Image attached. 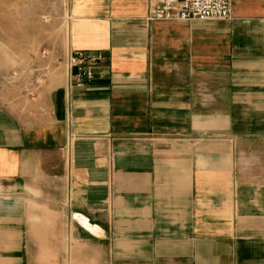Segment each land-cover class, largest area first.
I'll return each instance as SVG.
<instances>
[{"label": "crops", "instance_id": "0c3cea01", "mask_svg": "<svg viewBox=\"0 0 264 264\" xmlns=\"http://www.w3.org/2000/svg\"><path fill=\"white\" fill-rule=\"evenodd\" d=\"M65 5L54 70L0 75V264H264V0ZM70 50L100 57L82 85Z\"/></svg>", "mask_w": 264, "mask_h": 264}, {"label": "rangeland", "instance_id": "374dc122", "mask_svg": "<svg viewBox=\"0 0 264 264\" xmlns=\"http://www.w3.org/2000/svg\"><path fill=\"white\" fill-rule=\"evenodd\" d=\"M63 1L60 14V0H0V75L6 88H29L58 65L60 47L52 35L66 15Z\"/></svg>", "mask_w": 264, "mask_h": 264}, {"label": "built area", "instance_id": "2783aa9c", "mask_svg": "<svg viewBox=\"0 0 264 264\" xmlns=\"http://www.w3.org/2000/svg\"><path fill=\"white\" fill-rule=\"evenodd\" d=\"M149 20L172 19H218L229 20L232 18V0H148ZM48 50H43L42 55H48ZM100 57L84 51L70 50L67 53L66 65L74 75L78 77V84L82 85V79H92L95 67ZM46 74L38 78V83L43 81Z\"/></svg>", "mask_w": 264, "mask_h": 264}]
</instances>
